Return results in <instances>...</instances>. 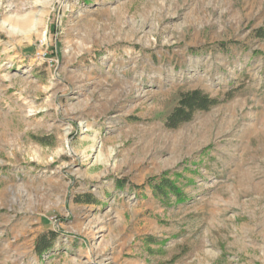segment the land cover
I'll list each match as a JSON object with an SVG mask.
<instances>
[{"label":"rangeland","instance_id":"rangeland-1","mask_svg":"<svg viewBox=\"0 0 264 264\" xmlns=\"http://www.w3.org/2000/svg\"><path fill=\"white\" fill-rule=\"evenodd\" d=\"M0 264H264V0H0Z\"/></svg>","mask_w":264,"mask_h":264},{"label":"trees","instance_id":"trees-1","mask_svg":"<svg viewBox=\"0 0 264 264\" xmlns=\"http://www.w3.org/2000/svg\"><path fill=\"white\" fill-rule=\"evenodd\" d=\"M215 104V99L209 98L207 95L198 90L182 93L179 97L176 107L166 117L165 126L169 129H175L180 124L189 121L194 112L207 110ZM160 184L154 186L156 191H160L162 189L164 182H160ZM170 191L175 192L174 189ZM89 202L90 200L87 201V203ZM47 247L48 244L42 240L39 244V248L41 250H45Z\"/></svg>","mask_w":264,"mask_h":264},{"label":"crops","instance_id":"crops-1","mask_svg":"<svg viewBox=\"0 0 264 264\" xmlns=\"http://www.w3.org/2000/svg\"><path fill=\"white\" fill-rule=\"evenodd\" d=\"M39 238H40V237H39ZM52 239H53V238H52ZM49 240H50V239H48V242H47L48 245H52V244L54 243V241L50 242L51 240H50V241H49ZM39 241H40L39 239L36 240V242H37L36 244H37V246H38L37 250H38V252H41V251H43V250H41V249L39 248ZM36 244H35V245H36Z\"/></svg>","mask_w":264,"mask_h":264}]
</instances>
